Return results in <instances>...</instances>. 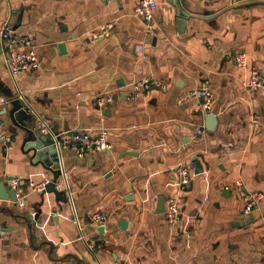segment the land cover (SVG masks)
<instances>
[{
    "label": "crops",
    "instance_id": "obj_1",
    "mask_svg": "<svg viewBox=\"0 0 264 264\" xmlns=\"http://www.w3.org/2000/svg\"><path fill=\"white\" fill-rule=\"evenodd\" d=\"M137 2L0 0V26L9 21L16 36L34 38L41 62L13 79L5 52L19 48L0 41V122L13 139L8 150L0 143V181L61 187H23L24 207L0 200V264H264V209L246 215L242 200L264 192V88L249 90L234 61L244 52L264 76V0H157L151 35ZM108 23L110 35L95 39ZM145 79L167 88L136 93ZM204 83L209 113L190 96ZM102 93L114 102L101 110L92 100ZM21 95L54 133L105 130L112 150L78 158L53 149L22 100L25 113L12 120ZM190 161L200 168L172 227L160 201L166 209L177 169ZM95 213L108 217L103 227Z\"/></svg>",
    "mask_w": 264,
    "mask_h": 264
},
{
    "label": "built area",
    "instance_id": "obj_2",
    "mask_svg": "<svg viewBox=\"0 0 264 264\" xmlns=\"http://www.w3.org/2000/svg\"><path fill=\"white\" fill-rule=\"evenodd\" d=\"M157 0H138L137 5L134 9L135 16L144 23L145 32L148 35L154 33V14L157 10ZM114 25L108 23L100 28L95 33L94 38H105L110 35ZM0 41L4 48L7 46H14L19 49L10 50L5 52V65L13 79H17L21 73L38 70L41 67V62L37 53L36 40L31 37H18L14 34L13 28L9 21L2 23L0 26ZM234 61L238 68L247 71L246 86L249 90L258 91L264 88V76L255 67H249L247 54L240 52L234 55ZM155 85L166 89V84L153 83L151 79H145L134 85L136 93L147 91L150 86ZM190 96L195 97L201 101L200 110L202 113H209L212 108L213 94L208 86V83L202 84L198 89H195L190 93ZM22 100L29 110L35 114L37 118V130L42 135H50L53 139L54 145L57 151L70 150L78 158H84L96 153L110 152L112 145L107 140V132L103 130L98 136H93L86 131H63L60 133H54L48 123L43 120L40 115L30 107L25 98L21 95ZM6 102L5 98L1 99V104ZM114 102V97L109 94H100L92 100V105L98 109H104ZM251 124L254 128L260 126V117L257 114H253ZM0 143L8 150L12 147L13 139L8 135L0 122ZM196 167L195 161L181 164L177 169V192L174 196L168 200L167 208L165 209V218L170 226H176L181 220L183 212L180 205V200L183 194H185L190 187L193 177L194 170ZM7 186L16 191L17 204L20 207H24L26 199L28 197V191H22L23 187H27L29 192L42 193L46 191L50 180L44 179L40 183L24 182L20 178H9L5 181ZM243 186L241 181L236 183L237 188ZM61 188L56 185V189ZM229 187L225 190L229 191ZM244 203V213L246 215L252 214L264 209V192L263 191H252L248 192L242 197ZM108 217L102 213H95L91 215V221L103 227ZM81 232V229H80ZM82 233V232H81ZM82 239L84 237L82 235ZM1 240V237H0ZM87 247L90 250L95 248L92 242H86Z\"/></svg>",
    "mask_w": 264,
    "mask_h": 264
},
{
    "label": "water",
    "instance_id": "obj_3",
    "mask_svg": "<svg viewBox=\"0 0 264 264\" xmlns=\"http://www.w3.org/2000/svg\"><path fill=\"white\" fill-rule=\"evenodd\" d=\"M179 17L181 20H185L190 18V15L188 13H186L183 10H180L179 12ZM185 23H182V25H184ZM64 52L65 50V45L62 44L60 46ZM12 110L10 111L12 120L14 121L15 124H17L16 120L17 117H19V114H23L25 113L24 107H23V103L21 100L16 99L12 102ZM206 122L208 123V129L212 130V128H214L215 124H216V116L211 114L206 118ZM53 149H56L55 147ZM196 169L200 168V163H196ZM47 191H56V183L52 182L50 184H48ZM0 200H6V201H11L16 203L17 202V198H16V191L10 189L7 186L6 182L0 181ZM159 212L164 213L165 212V207H164V199L160 201V206H159ZM121 225H126L124 222L121 223ZM100 231H102V229H100Z\"/></svg>",
    "mask_w": 264,
    "mask_h": 264
}]
</instances>
